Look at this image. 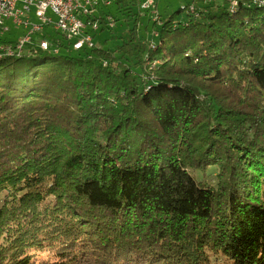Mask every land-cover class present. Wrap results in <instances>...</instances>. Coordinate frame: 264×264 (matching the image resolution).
I'll use <instances>...</instances> for the list:
<instances>
[{"label":"trees","instance_id":"trees-1","mask_svg":"<svg viewBox=\"0 0 264 264\" xmlns=\"http://www.w3.org/2000/svg\"><path fill=\"white\" fill-rule=\"evenodd\" d=\"M229 1L0 58V264H264V5Z\"/></svg>","mask_w":264,"mask_h":264},{"label":"built area","instance_id":"built-area-1","mask_svg":"<svg viewBox=\"0 0 264 264\" xmlns=\"http://www.w3.org/2000/svg\"><path fill=\"white\" fill-rule=\"evenodd\" d=\"M140 11H150L151 20L159 22L160 15L155 10L157 0H127ZM240 0H230L229 4H239ZM248 3H260L264 0H247ZM122 4L121 0H0V33H8L13 26L23 29L22 35L13 42L0 43V55H20L27 44L35 43L42 50L50 47L48 39L41 35L49 28L70 43L73 50L94 46L93 34L88 30L98 29L99 20L105 12L104 7ZM100 9L98 15L94 13ZM107 13V12H106ZM106 18H112L109 14ZM96 21H98L96 23ZM108 25L112 27L113 21ZM57 51V49H55Z\"/></svg>","mask_w":264,"mask_h":264},{"label":"rangeland","instance_id":"rangeland-1","mask_svg":"<svg viewBox=\"0 0 264 264\" xmlns=\"http://www.w3.org/2000/svg\"><path fill=\"white\" fill-rule=\"evenodd\" d=\"M191 0H157V4L155 6V10L158 12V14L161 16V18H167L173 11L176 9L183 7L184 5H190ZM193 7V5L191 6ZM190 7V8H191ZM105 12L109 14L110 17L117 18L116 21H113V29L109 30L108 28H105L104 30H100L99 28L95 31L91 28L88 30L89 34H94L93 36V42L97 46H101L104 49H112L117 44L121 42L120 35L123 32L129 31V29L132 28V21L125 23L123 21V15H121L120 12L117 11L116 5L114 3L108 7L103 8ZM134 11L137 9L134 8ZM100 12V9H96L94 13L98 15ZM185 12L181 13L180 15H177L178 21L184 20ZM151 12L150 11H140L139 14V34L140 35H146L148 36L150 33H152V23H151ZM151 20V21H150ZM98 21H96L97 23ZM157 22L156 24H159ZM6 25L10 27V31L8 33H0V38H7V39H14L16 36L22 35L23 29L19 27L13 26L10 22H6ZM47 31H51L49 28ZM74 53L73 51H71ZM217 172V169L215 167L209 168V177H214Z\"/></svg>","mask_w":264,"mask_h":264},{"label":"bare ground","instance_id":"bare-ground-1","mask_svg":"<svg viewBox=\"0 0 264 264\" xmlns=\"http://www.w3.org/2000/svg\"><path fill=\"white\" fill-rule=\"evenodd\" d=\"M252 5H258V6H263L264 5V1L260 2V3H250ZM238 4H229V8L230 9H233L235 7H237ZM3 55H0V58L2 57Z\"/></svg>","mask_w":264,"mask_h":264},{"label":"water","instance_id":"water-1","mask_svg":"<svg viewBox=\"0 0 264 264\" xmlns=\"http://www.w3.org/2000/svg\"><path fill=\"white\" fill-rule=\"evenodd\" d=\"M22 51L24 52V51H25V48H23V50H22ZM23 52H22V53H23ZM22 53H20V55H21Z\"/></svg>","mask_w":264,"mask_h":264}]
</instances>
